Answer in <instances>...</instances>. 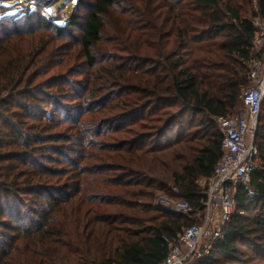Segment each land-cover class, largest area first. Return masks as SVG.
Instances as JSON below:
<instances>
[{
  "label": "trees",
  "instance_id": "obj_1",
  "mask_svg": "<svg viewBox=\"0 0 264 264\" xmlns=\"http://www.w3.org/2000/svg\"><path fill=\"white\" fill-rule=\"evenodd\" d=\"M22 1L0 0V264H159L162 237L195 220L154 197L201 205L198 180L222 153L216 118L238 116L261 53L264 0H73L60 15L65 0H37L31 29ZM74 26L78 53L50 60V43ZM78 56L79 73L69 70ZM263 111L264 99L257 195L237 189L225 235L198 264L264 260Z\"/></svg>",
  "mask_w": 264,
  "mask_h": 264
},
{
  "label": "built area",
  "instance_id": "obj_2",
  "mask_svg": "<svg viewBox=\"0 0 264 264\" xmlns=\"http://www.w3.org/2000/svg\"><path fill=\"white\" fill-rule=\"evenodd\" d=\"M254 26V43L261 53L247 63L249 83L241 93L245 113L216 118L223 135L222 153L211 176L198 180L204 195L201 205L195 207L186 200L169 196L154 202L164 210L195 220L175 238L162 237L168 251L159 264H198L225 235L235 211L237 189L244 187L250 198L257 195L250 180L256 168L258 147L255 137L264 99V18L257 17Z\"/></svg>",
  "mask_w": 264,
  "mask_h": 264
},
{
  "label": "rangeland",
  "instance_id": "obj_3",
  "mask_svg": "<svg viewBox=\"0 0 264 264\" xmlns=\"http://www.w3.org/2000/svg\"><path fill=\"white\" fill-rule=\"evenodd\" d=\"M29 1L30 2H34V1H37V0H25V1H22L21 3H19V4L16 3L15 6H19V5L22 6L21 12H22V15H23V20H22V22H24L23 25L24 26H28V28L31 29L32 27L41 26V25H40V23H39V21H38V19L36 18L35 15L34 16H30L27 13L28 12V8H29V3H28ZM39 1H40V3H43V1H41V0H39ZM57 1H59V0H53L54 3H56ZM90 1L91 0H83V3H84V5H86L85 3H89ZM72 2H73V0H65L64 2H62V4H60V8H58L54 13L56 15H60L61 13H63V11L65 9V6L67 4H69V3H72ZM76 7H77V5L74 6V9ZM83 7H85V6H83ZM83 7L81 6L80 9H84ZM254 7H255V2H253L252 8L255 9ZM84 13H85V10H83L81 12L82 15ZM2 23H7V22H4V21L1 22V20H0L1 26H2ZM72 31H73V33H72L73 35L67 34V35L59 36L57 39H55V42L53 41V42L50 43V45L48 46V48H52L53 51H54V55H52L50 57V60L54 59L57 62H58V60H61L62 55L60 54V51H62V49H64V48H67V49L68 48H71V52L74 51V52L78 53L77 52L78 51V48H77V45H76V40L79 37L80 31L78 30V27L77 26H74ZM34 33H39V32H34ZM51 35H54V34L51 33L49 35V38H51ZM29 39H30V37H25V40H23V39L22 40L23 41H27ZM45 39H47V38H45ZM23 44H24V42L22 43V45ZM56 53H58V54H56ZM69 70L70 71L77 72V73L85 70V69H83L81 67V60H80V57L79 56L76 57V58H73V60H71V62L69 64ZM50 73H53V72L52 71L49 72L48 75ZM74 75L73 76H70V77H73L71 79H83V77H84L83 75H78V74H74ZM47 76H45V77H47ZM244 113H245V109H244V106L242 105L239 108L238 112L235 113V114H238V116H239V115H242ZM262 115H264V111L262 112ZM262 123H264V120H263ZM54 130L59 131V130H62V128L58 126V127L54 128ZM57 143H60V142H57ZM53 155L55 157H57V158L62 159V161L64 162V164H60L58 166L59 168H64V167H68L69 166V163L65 162L66 161L65 158L60 157L59 154H53ZM259 162L262 163V159L261 158L258 159V157H257L256 160H255V165H257ZM64 181H65V178H61V182L63 183ZM165 196L166 197L167 196L170 197L171 195H169L168 193L160 192V193H157L156 194V196L154 197V200L153 201L155 202L156 199L162 198V197H165ZM249 257H250L249 255H247V256H240V259H242L243 261H246ZM251 263H253V264H264V260L257 259V260H255V261H253ZM226 264H239V262H227ZM248 264H250V263H248Z\"/></svg>",
  "mask_w": 264,
  "mask_h": 264
}]
</instances>
